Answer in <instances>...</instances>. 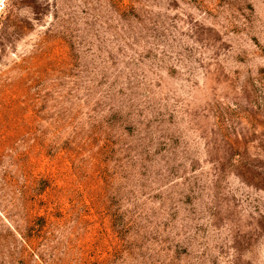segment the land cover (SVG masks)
Returning a JSON list of instances; mask_svg holds the SVG:
<instances>
[{
  "label": "rangeland",
  "instance_id": "obj_1",
  "mask_svg": "<svg viewBox=\"0 0 264 264\" xmlns=\"http://www.w3.org/2000/svg\"><path fill=\"white\" fill-rule=\"evenodd\" d=\"M0 264H264V0H0Z\"/></svg>",
  "mask_w": 264,
  "mask_h": 264
}]
</instances>
